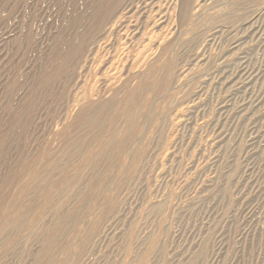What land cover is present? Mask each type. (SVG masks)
<instances>
[{"label":"rangeland","instance_id":"obj_1","mask_svg":"<svg viewBox=\"0 0 264 264\" xmlns=\"http://www.w3.org/2000/svg\"><path fill=\"white\" fill-rule=\"evenodd\" d=\"M0 264H264V0H0Z\"/></svg>","mask_w":264,"mask_h":264}]
</instances>
